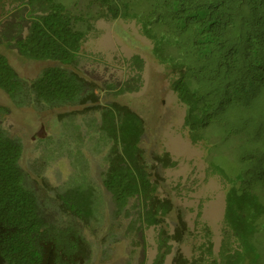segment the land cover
<instances>
[{"label": "trees", "instance_id": "1", "mask_svg": "<svg viewBox=\"0 0 264 264\" xmlns=\"http://www.w3.org/2000/svg\"><path fill=\"white\" fill-rule=\"evenodd\" d=\"M101 18L139 25L185 105L190 140L206 145L210 169L228 184L219 256L207 231L211 256L190 260L178 247L173 264H264V0H0V88L15 106H80L74 114L88 140L105 146L101 182L114 213L134 208L142 225H160L152 264H165L169 240L187 233L181 210L158 194L162 170L177 161L167 151L146 153L143 117L110 96L141 87L139 54L127 59L131 74L121 83L99 82L79 68L82 43ZM11 46L52 64L23 78L4 52ZM8 110L0 104V119ZM22 153L0 120V264H86L93 187L81 177L55 195L47 187L37 192L19 163ZM173 211L169 234L163 223Z\"/></svg>", "mask_w": 264, "mask_h": 264}, {"label": "rangeland", "instance_id": "2", "mask_svg": "<svg viewBox=\"0 0 264 264\" xmlns=\"http://www.w3.org/2000/svg\"><path fill=\"white\" fill-rule=\"evenodd\" d=\"M4 52L18 74L29 80L52 64L25 57L13 46L5 47ZM133 54L144 60L141 87L110 96L143 117L145 134L141 145L146 153L167 151L177 161L162 170L164 181L158 194L170 197L181 210L187 233L181 242L169 240L172 247L165 264H173L178 247L190 260L211 256L207 231L213 243V256L218 257L224 238L228 184L210 169L206 145L190 140L184 125L185 105L172 90L164 65L154 57L151 41L134 20L98 19L82 43L78 66L85 76L99 82L121 83L131 74L127 59ZM0 104L9 107L0 119L1 125L22 142L19 163L31 187L40 193L47 187L48 195H55L56 191L80 184L81 177L93 187L95 215L91 227L83 228L92 251L86 264H152L160 225H142L135 218L134 208L114 213L113 197L101 182L106 168L105 146L95 139L88 140L80 114H74L80 106H15L1 88ZM176 216L173 211L163 223L169 234L175 230Z\"/></svg>", "mask_w": 264, "mask_h": 264}]
</instances>
